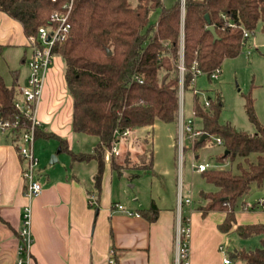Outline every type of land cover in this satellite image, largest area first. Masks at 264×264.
I'll use <instances>...</instances> for the list:
<instances>
[{
  "label": "trees",
  "instance_id": "obj_1",
  "mask_svg": "<svg viewBox=\"0 0 264 264\" xmlns=\"http://www.w3.org/2000/svg\"><path fill=\"white\" fill-rule=\"evenodd\" d=\"M69 0H0V10L18 20L27 37L36 35L39 27L49 24L54 11H63ZM160 8L156 22L150 21L153 10ZM209 15V19L206 18ZM68 37L58 42L53 53L65 62V79L73 98L72 128L80 134L96 135L99 141L92 152L73 151L66 138L53 131L36 130V138L57 139L61 151L68 152L73 162L96 160L95 195L110 166L121 174L127 168L154 172L152 148L138 155L139 162L130 164V156L119 164L115 156L107 162L119 134L126 130L153 126L157 120L179 122L181 90V44L183 39V89H194L193 67L209 77L226 58L239 55L245 46L244 31L264 32V0H181L169 7L163 0H74ZM213 25L215 39L208 26ZM4 46L0 44V55ZM20 93L17 82L9 86L0 74V114L24 119L15 101ZM196 127L208 137L197 139L194 149L208 139L219 136L224 150L218 162L229 161L228 169L209 168L200 173L203 180L216 186L202 191L206 203L203 214L211 210L226 212L219 225L229 232L236 221L235 212L252 186L264 189V123L255 111L252 90L245 94V111L254 131L220 123L222 98H208L206 106L194 94ZM254 208L264 210V197ZM140 214L156 218L158 207L152 203ZM186 223L185 216L182 217ZM235 231L241 238L260 235L261 245L234 252L244 264H264V223L240 224Z\"/></svg>",
  "mask_w": 264,
  "mask_h": 264
},
{
  "label": "crops",
  "instance_id": "obj_2",
  "mask_svg": "<svg viewBox=\"0 0 264 264\" xmlns=\"http://www.w3.org/2000/svg\"><path fill=\"white\" fill-rule=\"evenodd\" d=\"M253 39L249 37L245 45L250 55L257 42ZM0 44L4 46L3 51L9 48L23 50L21 62L24 67L12 70V85L17 82L19 87L23 86L30 73L27 60L32 51L31 54L27 51L32 48L22 24L2 10ZM257 86L260 88L261 84ZM195 89L199 94L196 85ZM259 102V96H254V106ZM261 103L264 105V99ZM72 114L73 98L65 79V62L62 56L54 54L44 76L36 117L42 130L53 131L66 138L75 151V140L80 133L72 128ZM51 139H45V143L37 146L35 142L43 189L38 196L29 199L14 136L0 132V264L15 263L18 233L26 204L31 206L34 239L30 264H176L177 228L183 216L190 228L189 264H244L233 253L242 248H252H247L245 242L231 246L229 234L237 233L235 229L240 224L264 223V210H237L232 229L225 232L219 225L225 220L226 212L211 210L203 214L202 204H193V197L191 204L181 207L178 204L177 208L161 197L160 201L151 197L148 202H141L136 197L135 202L125 204L116 198L115 170L110 166L105 172L100 193L96 195V203L91 204L89 195L95 191L96 172L87 176L84 169L89 161L73 162L68 152L60 150L59 141ZM51 155L52 160L47 162ZM128 176L134 175L129 173ZM254 195L253 205L263 199L264 189H259ZM117 202L126 210L114 206ZM152 203L158 207V214L150 220L140 214V210L149 208ZM227 257L228 263L225 262Z\"/></svg>",
  "mask_w": 264,
  "mask_h": 264
},
{
  "label": "rangeland",
  "instance_id": "obj_3",
  "mask_svg": "<svg viewBox=\"0 0 264 264\" xmlns=\"http://www.w3.org/2000/svg\"><path fill=\"white\" fill-rule=\"evenodd\" d=\"M166 7L174 4L176 0H163ZM160 8L155 9L150 14V21L156 22ZM257 39L254 43L253 54L250 55L244 50L236 57L226 58L222 61L220 72L216 78L209 77L206 73H199L196 76L195 85L199 90L201 101L216 99L217 95L222 98V107L220 112V123H229L238 129L254 131L255 126L250 122L245 111V94L252 90V96H259V105L255 106V111L260 123H264V105L261 103L264 99V32L258 27L256 32L250 35V40ZM253 39V40H254ZM258 48L260 51H258ZM32 50H28L31 54ZM23 50L18 48L5 49L0 55V74L4 77L8 85H12L14 80L13 69L24 67L21 62ZM257 84H261L259 88ZM257 86V87H256ZM195 89V88H194ZM194 92L192 89L183 91V110L185 121L194 117ZM179 132L180 125L175 122H165L157 120L153 126L141 127L134 132L135 135L128 137L119 136L116 142L121 154L114 158L119 164H124V159L130 156V164L139 162L138 155L146 148H152L154 154V172L143 170H133L127 168L126 171L119 174L114 171L113 180L115 185L116 198H119L125 204L135 202L138 197L141 202H148L150 198L160 201L169 202L176 208L179 204L180 195L183 199L193 197V204L200 206L206 203L201 196L202 191H214L216 186L203 180L200 173L192 171V151L186 148L183 155V161L179 159ZM75 140V151L92 152L94 151L99 138L96 135L80 134ZM56 142V140L51 139ZM45 139H38L36 146L45 143ZM187 146L191 143L186 141ZM224 150L222 145L216 143V136L212 135L206 143L197 148L196 153L199 155V161H209L214 168L228 169L232 165L229 161L218 162L216 156ZM109 151L106 152L107 162L111 161ZM52 160V155L47 158V162ZM96 160L87 162L84 169L87 176L96 172ZM132 173L134 176L126 175ZM259 189L253 185L250 193L245 197L250 205L254 204V194ZM261 193V191L259 192ZM258 194V193H257ZM139 202V201H138ZM245 209L240 203L237 210ZM236 210V211H237ZM230 245L246 243L247 248H256L261 245L260 235L250 238H240L237 233L229 234ZM229 259V257H227Z\"/></svg>",
  "mask_w": 264,
  "mask_h": 264
},
{
  "label": "built area",
  "instance_id": "obj_4",
  "mask_svg": "<svg viewBox=\"0 0 264 264\" xmlns=\"http://www.w3.org/2000/svg\"><path fill=\"white\" fill-rule=\"evenodd\" d=\"M74 0H69L63 5V11H54L49 19V24L39 27L36 35L28 37L29 45L32 48L31 57L27 60L30 68V73L26 84L20 87V93L15 101V105L18 110L23 114L24 119L20 117L10 118L3 117L0 114V132H9L14 136L15 143L18 149L19 156L23 163L22 168V179L25 185V193L29 199L38 196L43 189L42 183L39 179V157L35 152L36 142V130L40 127V123L36 117V110L39 100L43 91V82L45 73L52 63L54 53L53 48L58 42L64 41L71 29L70 14L73 8ZM181 10L184 15L185 11V0H181ZM244 37L249 38L250 33L245 30ZM244 40V45H246ZM181 90H180V112H179V159L183 161V155L186 148L192 151L191 168L192 171L202 173L209 168H213V165L209 161H199V155L194 149V143L197 139L202 138V131L196 127L195 114L193 119L185 121L183 111V72L185 66L183 63V39L181 44ZM193 69V81L195 86L196 76L199 73H203L200 69L195 67ZM220 72V67L215 68L211 77L216 78ZM194 93L198 91L193 89ZM206 106H209L210 102L208 99L204 100ZM134 135L133 130H126L119 134L121 137H128ZM118 136V137H119ZM186 141L191 143V146L186 145ZM216 143L219 145L223 144L221 137L216 136ZM109 156H119L121 154L120 149L117 147L116 142L113 143ZM263 199L259 201L262 202ZM89 201L91 204L96 203V195L94 193L89 195ZM192 198L187 197L185 199L180 195L179 207L185 204H191ZM114 206L121 210H126L125 206L121 203H115ZM245 209H254V205H250L249 202L245 203ZM129 213H135L128 211ZM32 211L31 206L26 204L23 208L22 225L18 233V244H17V256L14 264H30L32 260L31 249L33 244V233L31 228ZM190 234V228L188 223L183 222L180 218L179 225L177 228V244H176V264H189V251H188V239ZM225 262H229L226 259Z\"/></svg>",
  "mask_w": 264,
  "mask_h": 264
},
{
  "label": "water",
  "instance_id": "obj_5",
  "mask_svg": "<svg viewBox=\"0 0 264 264\" xmlns=\"http://www.w3.org/2000/svg\"><path fill=\"white\" fill-rule=\"evenodd\" d=\"M206 18L209 19V15H206ZM208 29L212 32L214 38L217 39V38H218V35H217L216 30H215V27H214L213 25H210V26H208ZM207 137H208V133H204V134L202 135L201 140H203V139H205V138H207ZM54 158H55V157H54ZM126 175L128 176L129 174H126Z\"/></svg>",
  "mask_w": 264,
  "mask_h": 264
}]
</instances>
